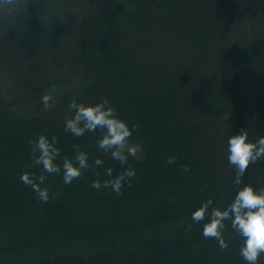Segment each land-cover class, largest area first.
<instances>
[{
  "label": "trees",
  "instance_id": "1",
  "mask_svg": "<svg viewBox=\"0 0 264 264\" xmlns=\"http://www.w3.org/2000/svg\"><path fill=\"white\" fill-rule=\"evenodd\" d=\"M1 1L18 8L0 9V72L19 95L0 96V264H246L231 221L223 229L228 247L221 248L191 213L210 197L226 206L239 187L227 159L229 135L242 128L252 139L264 134V3L87 0L94 13L80 21L74 15L86 2L79 0ZM101 6L108 11L96 10ZM19 23L27 32L14 31ZM127 28L136 34L124 42ZM233 32L234 42L215 44ZM194 45L199 50L190 51ZM47 67L79 74L74 89L52 97L49 108L42 95L68 81L47 78ZM72 99H107L132 128L128 142L141 156L121 164L98 148V130L66 132L58 123L65 124L66 112L74 115ZM22 102H34L37 111L18 113ZM41 133L58 138L61 157L79 147L90 163L101 156L114 175L131 166L136 176L116 193L91 187L106 178L105 166L84 170L71 184L47 174L42 186L50 199L42 202L20 180L24 171L40 174L31 145ZM243 181L264 189V158L250 163Z\"/></svg>",
  "mask_w": 264,
  "mask_h": 264
},
{
  "label": "clouds",
  "instance_id": "2",
  "mask_svg": "<svg viewBox=\"0 0 264 264\" xmlns=\"http://www.w3.org/2000/svg\"><path fill=\"white\" fill-rule=\"evenodd\" d=\"M264 3V0H261ZM46 108L51 107L52 97L44 94L41 97ZM74 110V115L65 117L64 128L66 132L76 137H81L87 131H99L97 138L98 148L121 164H127L129 156H135L136 147L128 143L132 136V128L127 121L117 114L116 108L107 100L86 103L72 99L69 104ZM228 162L235 171L236 188L234 196L226 206H218L210 197L201 202L192 213L191 218L195 222L203 221V236L215 238L221 248L228 247L223 229L225 221H231V227L242 238L240 255L246 264H260V257L264 255V189L245 183L243 177L250 165L264 158V134L258 138H250L246 128L235 130L227 139ZM58 146V138L41 133L33 140L31 155L34 164L40 166L41 171L37 177L35 173L24 171L20 180L30 185L32 190L42 202L50 199L48 187L45 183L47 174H61L65 184H71L74 179L80 177L84 170L93 166L99 168L105 166V160L97 156L90 163V154L77 147L74 156L64 155ZM175 155L168 157V163H174ZM104 179H95L91 187L96 190L110 188L119 193L125 182H131L136 176V169L129 166L123 172L113 174L111 166L103 169Z\"/></svg>",
  "mask_w": 264,
  "mask_h": 264
},
{
  "label": "rangeland",
  "instance_id": "3",
  "mask_svg": "<svg viewBox=\"0 0 264 264\" xmlns=\"http://www.w3.org/2000/svg\"><path fill=\"white\" fill-rule=\"evenodd\" d=\"M22 1V0H21ZM79 1H81L82 3H84V2H86L87 0H79ZM17 3H20V2H17V1H15L14 2V4L13 5H17ZM6 6V4H5V2H0V9H5V8H7V9H9V10H13V8L15 9V10H13L14 12L16 11V9H18V8H16V6H12L13 8H11L10 6V8H8V7H5ZM3 10H0V11H2L3 12ZM86 10V11H85ZM92 9H90V1L89 2H86V5H85V9H84V12L83 13H78V14H76V15H74L77 19H79L80 21H83V20H85L87 17H92V13H94V9H93V11H91ZM96 10H104V11H108V8H103V6H101V7H96ZM95 10V11H96ZM5 11V10H4ZM129 23V22H128ZM17 26L18 27H21L22 26V23H19V24H17ZM216 28V27H215ZM19 31V30H22L23 31V33H25V32H27V31H25L24 30V25L22 26V28L21 29H15L14 31ZM214 30V32H215V34H216V31H218V29H213ZM25 31V32H24ZM256 31H257V33L258 34H260L259 33V31L260 32H262L260 29L258 30V29H256ZM132 32H135V29H132V28H130V29H126L125 30V34L124 35H122L123 36V38H122V40L125 42V41H127V40H131V35L132 34H136V33H132ZM132 33V34H131ZM236 32H233V33H230V34H227V35H225V36H222V37H220V39L218 40L217 38V41L215 42V44H217L218 46H223V45H227L228 43H232V42H234L235 41V39L238 37V34H235ZM25 37H28V33L26 34V35H24V38ZM189 47H191V46H189ZM121 48V50H122V47H120ZM191 48H193V46L191 47ZM190 48V51H194V49H197V50H199L197 47H196V45H194V48L193 49H191ZM187 49H189V48H187ZM183 51V50H182ZM187 51V50H186ZM5 52V51H4ZM151 55V51H150V53H149V56ZM151 57H153L155 60H156V63H158V61H159V58H158V56L155 54V53H152V55H151ZM204 57V55L201 57L200 56V60H203L202 58ZM147 58H149V57H147ZM210 58H211V56H210ZM206 60V59H205ZM146 65H148V68H150V69H152V68H155V65H153L152 66V64H148V63H145ZM46 65H47V63H46ZM0 67H1V65H0ZM200 69V68H199ZM47 78H50V79H52V80H57V81H60V80H63V81H65V80H67L68 81V83H67V85L65 86V87H58L59 85H56V84H60V83H56L55 85H53L52 86V88L51 89H49L48 90V92H47V94L48 95H50L51 97H53V98H60V96H61V93L62 92H64V91H69V90H71V89H74V86L75 85H77V77L79 76V74H75V73H71L72 71H71V69H69V68H55V67H47ZM104 71H103V75H104ZM244 83L246 84V81L244 80ZM244 85V84H243ZM227 88L228 87H226V88H224V89H222V91H226L227 90ZM19 95V90H18V88L13 84V82L11 81V78H10V76L9 75H7V74H5L4 72H0V96H1V98H3L4 100H7V101H10V100H13L14 98H16L17 96ZM214 98V97H213ZM210 100H212V97H210ZM89 102L88 103H91V100L89 99L88 100ZM137 103H138V99L136 98L134 101H130L129 100V105H131V108H135L136 106H137ZM220 107V106H219ZM17 112L18 113H21V114H26V113H35L36 111H37V109H38V107H37V105L34 103V102H31V103H26V102H22V103H20L18 106H17ZM66 114V116H70L69 115V113H65ZM244 114H246L245 112H244ZM243 116V112L241 113L240 111L239 112H236L235 114H233V116L231 117L232 118V122H234L235 120H238V119H240L241 117ZM231 118H230V123H228V125H231L232 124V122H231ZM58 125H60V126H62V127H64V125H62V124H59L58 123ZM58 125L56 124L55 126L58 128V129H60V127H58ZM166 128L168 127L167 125L165 126ZM171 128H173V127H171ZM65 129V128H64ZM170 130V129H169ZM172 130V129H171ZM11 133V132H10ZM129 143V142H128ZM129 145H131V146H134V145H132L131 143H129ZM136 147V146H135ZM136 149H137V151H136V155H140L141 156V151L136 147ZM215 153V152H214ZM216 155H218V154H216ZM219 156V155H218ZM222 155H220L219 157H221ZM228 159V158H227ZM153 178V177H152ZM152 178H150V179H152ZM155 179H156V177H155ZM154 180V179H153ZM150 185V184H149ZM229 187V186H228ZM128 188H130V189H132L131 187H128ZM167 188V187H166ZM168 189V192H170L169 191V188H167ZM181 195H185L184 193H181ZM186 196H188V195H186ZM190 200H193V198H190V197H188ZM156 205L158 206V205H160V203H158V202H156ZM126 214H124V216H125ZM15 224V223H14ZM16 225V224H15Z\"/></svg>",
  "mask_w": 264,
  "mask_h": 264
}]
</instances>
